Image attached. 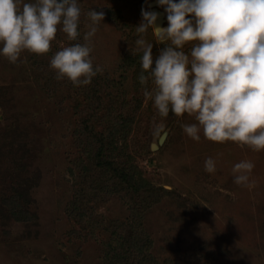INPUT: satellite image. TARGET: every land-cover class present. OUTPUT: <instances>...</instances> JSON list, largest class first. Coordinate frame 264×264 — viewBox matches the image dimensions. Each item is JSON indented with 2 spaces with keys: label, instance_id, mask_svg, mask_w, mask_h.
Masks as SVG:
<instances>
[{
  "label": "rangeland",
  "instance_id": "1",
  "mask_svg": "<svg viewBox=\"0 0 264 264\" xmlns=\"http://www.w3.org/2000/svg\"><path fill=\"white\" fill-rule=\"evenodd\" d=\"M150 1L77 0L75 40L58 25L47 53L0 55V264H264V150L194 140L193 116L161 117L145 97L135 41ZM91 9L103 70L76 86L50 60L86 42ZM144 38L154 67L166 44ZM242 160L251 186L234 183Z\"/></svg>",
  "mask_w": 264,
  "mask_h": 264
},
{
  "label": "clouds",
  "instance_id": "2",
  "mask_svg": "<svg viewBox=\"0 0 264 264\" xmlns=\"http://www.w3.org/2000/svg\"><path fill=\"white\" fill-rule=\"evenodd\" d=\"M167 14V27L156 24L159 13L142 7L136 28L135 51L142 52L138 77L144 95L154 102L161 117L169 112L188 114L196 123L183 131L199 141L200 132L214 142L232 141L254 151L264 150V0H157ZM22 5V7H21ZM77 0H0V55L16 63L24 50L47 53L62 25L70 40L79 36ZM85 43L59 50L50 60L56 78L87 85L103 69L93 65L90 38L104 13L91 9ZM151 28L164 42L153 67V43L144 38ZM170 42V43H168ZM193 42L190 52L184 46ZM146 72V74H145ZM254 162L233 166L234 183L251 186ZM216 170L213 158L205 171Z\"/></svg>",
  "mask_w": 264,
  "mask_h": 264
},
{
  "label": "water",
  "instance_id": "3",
  "mask_svg": "<svg viewBox=\"0 0 264 264\" xmlns=\"http://www.w3.org/2000/svg\"><path fill=\"white\" fill-rule=\"evenodd\" d=\"M149 9H150V11H155V12L159 13L157 21H156L157 25H159L161 27H167L168 26L167 18H166L167 14L164 11V9L157 4V0H152L149 2ZM167 135H168V132H165L162 135V137L160 138L159 143H153L152 144V148H158L160 146V144H163Z\"/></svg>",
  "mask_w": 264,
  "mask_h": 264
}]
</instances>
